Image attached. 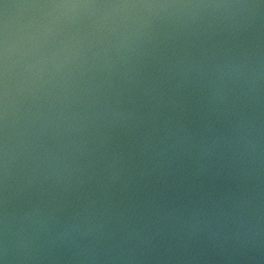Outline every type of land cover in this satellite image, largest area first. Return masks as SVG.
<instances>
[{"label":"water","instance_id":"water-1","mask_svg":"<svg viewBox=\"0 0 264 264\" xmlns=\"http://www.w3.org/2000/svg\"><path fill=\"white\" fill-rule=\"evenodd\" d=\"M0 264H264V0H0Z\"/></svg>","mask_w":264,"mask_h":264}]
</instances>
